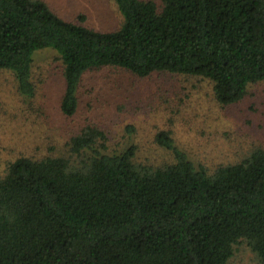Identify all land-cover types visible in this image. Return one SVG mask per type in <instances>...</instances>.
Returning <instances> with one entry per match:
<instances>
[{
  "label": "trees",
  "instance_id": "obj_1",
  "mask_svg": "<svg viewBox=\"0 0 264 264\" xmlns=\"http://www.w3.org/2000/svg\"><path fill=\"white\" fill-rule=\"evenodd\" d=\"M118 29L96 31L58 17L42 0H0V71L26 101L35 55L62 65L60 110L72 116L83 75L119 67L212 83L220 105L264 83V0H111ZM174 163L136 165L133 146L109 153L87 126L69 159L18 158L0 178V264H227L245 241L264 264V148L208 174L158 131Z\"/></svg>",
  "mask_w": 264,
  "mask_h": 264
},
{
  "label": "rangeland",
  "instance_id": "obj_2",
  "mask_svg": "<svg viewBox=\"0 0 264 264\" xmlns=\"http://www.w3.org/2000/svg\"><path fill=\"white\" fill-rule=\"evenodd\" d=\"M42 1L65 21L96 31H115L122 22L111 0ZM33 60L35 93L30 100L18 94L11 72L0 71V178L21 157H64L72 168L78 167L80 156L69 152V141L87 126L104 134L107 152L131 145L133 163L150 168L174 163L173 154L157 144L158 131L167 132L208 174L264 148L263 82L249 85L239 102L220 105L212 83L198 76L157 72L139 77L119 67H103L83 75L77 109L65 116L60 110V60L51 50ZM233 250L227 264H263L245 241Z\"/></svg>",
  "mask_w": 264,
  "mask_h": 264
}]
</instances>
